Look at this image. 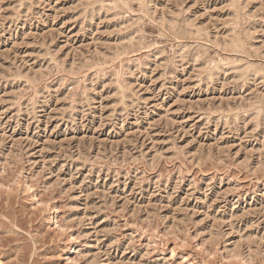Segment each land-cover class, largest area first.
Wrapping results in <instances>:
<instances>
[{"label":"rangeland","instance_id":"374dc122","mask_svg":"<svg viewBox=\"0 0 264 264\" xmlns=\"http://www.w3.org/2000/svg\"><path fill=\"white\" fill-rule=\"evenodd\" d=\"M0 264H264V0H0Z\"/></svg>","mask_w":264,"mask_h":264},{"label":"bare ground","instance_id":"6f19581e","mask_svg":"<svg viewBox=\"0 0 264 264\" xmlns=\"http://www.w3.org/2000/svg\"><path fill=\"white\" fill-rule=\"evenodd\" d=\"M237 41V40H236ZM244 71V70H243ZM247 71V70H246ZM244 75V74H243ZM257 107H259V106H257ZM262 111V110H261ZM257 114V113H256ZM258 116V115H257Z\"/></svg>","mask_w":264,"mask_h":264}]
</instances>
